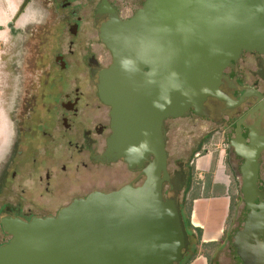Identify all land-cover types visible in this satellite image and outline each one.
<instances>
[{
  "label": "water",
  "instance_id": "1",
  "mask_svg": "<svg viewBox=\"0 0 264 264\" xmlns=\"http://www.w3.org/2000/svg\"><path fill=\"white\" fill-rule=\"evenodd\" d=\"M99 32L112 54L98 76L100 100L111 107L103 157L123 159L144 179L93 191L56 216L2 219L11 238L0 245V264L179 263L189 237L179 202L163 195L170 179L164 119L197 110L208 95L240 103L222 95L218 82L243 50L264 53V0H145L131 17L102 22ZM232 144L245 157L249 205L261 146Z\"/></svg>",
  "mask_w": 264,
  "mask_h": 264
},
{
  "label": "flooded vegetation",
  "instance_id": "2",
  "mask_svg": "<svg viewBox=\"0 0 264 264\" xmlns=\"http://www.w3.org/2000/svg\"><path fill=\"white\" fill-rule=\"evenodd\" d=\"M53 1L61 10V23L50 30L41 94L34 95L33 81L26 80L17 107L7 117L0 112V245L11 238L2 219L30 221L56 216L62 207L93 191L110 192L144 179L140 169H129L123 159L107 161L103 157L112 134L111 107L100 100L98 76L112 63V54L99 36L101 23L111 16L131 17L145 0ZM128 2L134 10L124 16L120 5ZM19 20L18 24H23ZM28 61L24 69L33 74L34 64ZM218 89L240 103L208 95L197 110L190 107L184 116L165 118L166 150L167 121L184 117L200 122L204 132L198 143L204 146L219 138L225 142L228 188L237 191L238 199L236 223L231 227L226 222L223 233V264H264V53L243 50L222 70ZM237 138L241 147L251 143L261 146L249 205L242 193L245 157L238 155L232 144ZM194 160L189 162L191 172ZM168 172L164 197L175 198L194 181L183 163ZM5 236L9 238L5 240Z\"/></svg>",
  "mask_w": 264,
  "mask_h": 264
},
{
  "label": "rangeland",
  "instance_id": "3",
  "mask_svg": "<svg viewBox=\"0 0 264 264\" xmlns=\"http://www.w3.org/2000/svg\"><path fill=\"white\" fill-rule=\"evenodd\" d=\"M120 6L124 16L129 15L134 10V6L130 2L122 3ZM55 7L53 0H26L25 2L23 0H0V112L4 117H7L8 112L17 107V101L21 102L24 84L27 85V81H33L34 95L38 97L41 94L40 90L43 89L42 83L44 82L42 71L47 64L50 53L52 32L50 30L61 23V10ZM21 16L23 18L19 20ZM18 20L23 24H18ZM9 25L11 26L9 27ZM32 49L33 53L29 54ZM26 59L34 64L33 74H29L28 70L24 69ZM167 123L170 125L167 141L168 168L175 169L178 162L183 163L185 170L192 173L193 180H200L203 186L210 183L208 188H202L200 191L204 197L217 194L223 190V172L226 173L227 178L226 176L224 178L227 180L230 173L229 169L225 168L224 163L225 142L219 138L205 142L204 146L202 143H198L204 130L199 127L200 122H194L190 118L170 119ZM197 152L200 155L205 153L210 155L209 166L200 175L195 170L191 172V165L189 164L191 159L197 158ZM110 171L113 169L110 168ZM129 176L133 177L134 173H130ZM213 180H219L217 182L220 183L216 186L220 187H214ZM191 190L187 187L186 190L177 193L174 196L176 201L180 202L183 198H188ZM228 193L230 195L236 194L237 191L232 189ZM236 214L237 208L235 206L229 216L227 226L235 225ZM229 223L231 224L229 225ZM8 238L5 236V240ZM189 239L190 250L192 251L195 239L194 237ZM203 249L212 254L211 264H214V260H216V264L225 263L223 248L220 247L215 250L206 247L201 250Z\"/></svg>",
  "mask_w": 264,
  "mask_h": 264
},
{
  "label": "crops",
  "instance_id": "4",
  "mask_svg": "<svg viewBox=\"0 0 264 264\" xmlns=\"http://www.w3.org/2000/svg\"><path fill=\"white\" fill-rule=\"evenodd\" d=\"M209 161V154L205 153L204 155H200V153H198L197 158L194 160L195 171L199 173V175L204 173L209 166ZM225 176L227 178L226 173L223 172V190L215 195L211 194L206 197L200 196L193 200L190 216L191 224L194 227L202 229L200 238L201 243L219 242V245L214 247L215 250L220 247L223 248V233L226 228L229 212L230 197L227 192L229 181L224 178ZM217 181L219 180H213L215 186L220 183ZM190 247L189 245L187 251L191 249ZM198 250L196 256L188 264H208L207 258L201 252L200 245H198ZM214 264H216V260H214Z\"/></svg>",
  "mask_w": 264,
  "mask_h": 264
},
{
  "label": "trees",
  "instance_id": "5",
  "mask_svg": "<svg viewBox=\"0 0 264 264\" xmlns=\"http://www.w3.org/2000/svg\"><path fill=\"white\" fill-rule=\"evenodd\" d=\"M209 185H210V183H206V185L203 186L202 182L200 180L195 179L194 181H192L190 183L189 189H192V190H191L188 198H183V200L179 202L181 218L183 221L184 229H185L189 238L194 237L195 242H194V247L192 248V251L186 250L183 254L181 261L177 264H188L198 253V251H199L198 245H200L201 249L206 248V247L207 248L211 247V249H214V247L216 245H219V242L201 243L200 238H201L202 229L199 227H194L190 222L193 200L197 197L203 196V195H201L200 191L202 190V188H205V187L208 188ZM215 187H220V186H215ZM232 189H234V188H228V191L232 190ZM228 194L230 197V204H229V212H228L227 222H228L229 216L231 215V213L233 212V209L235 208V206L237 204V199H238L237 194H234V193H232L231 195H230V193H228ZM206 196H208V195H206ZM201 252L207 258L208 264H211L212 258H211V254L209 253V251H205V249H203V250H201Z\"/></svg>",
  "mask_w": 264,
  "mask_h": 264
}]
</instances>
